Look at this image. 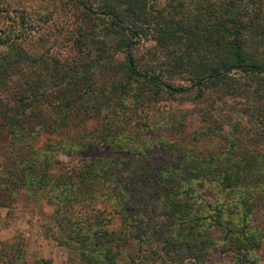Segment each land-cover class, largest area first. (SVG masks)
I'll list each match as a JSON object with an SVG mask.
<instances>
[{"label": "trees", "instance_id": "16d2710c", "mask_svg": "<svg viewBox=\"0 0 264 264\" xmlns=\"http://www.w3.org/2000/svg\"><path fill=\"white\" fill-rule=\"evenodd\" d=\"M60 1L79 24L71 33L78 49L70 65L38 53L33 37L40 23L0 0V131L8 137L0 143V209L23 199L52 205L49 230L70 250L66 264H263L264 232L251 217L264 207V155L242 156L239 133L217 153L202 149L203 137L224 120L226 100L204 110L207 128L175 141L171 158L165 139L137 141L125 155L123 184L117 176L125 165L118 161L111 167L90 156L77 168L58 165L67 149L90 155L104 148L107 124L122 116L121 107L108 112L135 86L146 89L138 101L127 100L131 115L157 104L152 92L173 99L195 93L197 105L216 88L245 95L253 116L264 100V27L253 40L247 35L264 21V0H167L156 7L153 0ZM144 41L167 50L166 74L137 59ZM249 111L240 119L249 120ZM258 136L246 142L264 144V129ZM208 182L226 199L208 201L198 189ZM122 185L133 197L114 208L121 224L110 227L96 197ZM25 241L22 234L0 237V264H30Z\"/></svg>", "mask_w": 264, "mask_h": 264}, {"label": "rangeland", "instance_id": "374dc122", "mask_svg": "<svg viewBox=\"0 0 264 264\" xmlns=\"http://www.w3.org/2000/svg\"><path fill=\"white\" fill-rule=\"evenodd\" d=\"M156 1L153 0L155 7L157 5L163 6L168 2L167 0ZM6 2H9L11 9L19 8V11L25 12L28 16L31 14L40 23L36 36L33 37L38 53H44L53 59L65 60L69 65L73 62L72 57L78 47L71 33H73L74 27L79 24L75 21L73 8L69 4L60 0H6ZM15 2L18 4H15ZM5 5L7 4H3V7ZM254 25L253 23L252 28L248 31L247 40L255 39L254 32H258L264 27V21L258 22L255 28L253 27ZM134 53L144 67H153L166 74L167 59L165 57L168 56V52L157 47L155 42L144 41L137 47ZM143 89L146 88L135 86L131 89L127 93L126 102L122 106L119 105V99L114 100V107L108 113L110 115V113L121 107L120 110L122 112L120 113L122 116L119 118L117 117L119 114H117L115 116L117 118H112L114 121L107 124L104 131V134L107 136V144L103 146L104 148L100 149L99 146L94 149L91 148L93 152H90V155H69L68 149L62 151L59 156L61 162L58 165V169L64 170L80 167V164L85 163L90 156L98 157L101 160H109L111 167H114L115 161H118L120 166L125 165L117 176V179L123 184L124 181L122 179H125V173L129 170L127 168L129 162L125 161V155L128 149H136L134 146L137 144V141H144L148 136L151 138L156 137V140L165 139L164 144L167 145V149L164 151H168L166 155L171 158L175 141H184L189 137H194L195 131L207 128L205 126L206 123L202 121L204 110L210 105L211 107L217 105L218 100L220 101L221 99L227 101V105L224 104V108H221L223 109L221 112L225 115L224 120H219L215 123L213 129L217 130V132L213 131L212 134L203 137L202 140L205 143L202 145V149L206 152L209 150L210 153H217L222 147L229 145L230 138L234 133H239L237 136L243 138L242 144H239V150L243 153L242 156L245 155L246 150H249V154L262 153L264 155L263 143L254 144L246 142V138H249L250 141L258 139L260 137L258 136L259 131L264 129V125L260 123L264 117V100H258L256 113L252 116V109L251 107L249 108L250 99L242 94L238 97H233L226 96L225 92H220L216 88L207 89L205 98L202 100L205 102L195 105L192 102V99L196 97L195 93L190 94V99L189 97L173 99L172 97L157 95L155 92H152L150 99H154V102L157 104L152 105L137 115H131L127 109L129 106L127 100L138 101L139 97L143 95ZM188 99L189 101H186ZM248 109H250L249 114L251 118L247 120L244 117L241 120L240 113ZM79 119L80 117L75 118L76 121ZM91 120L87 119L85 122V124L88 123L89 128H93ZM143 122H146V125ZM172 124H175L176 127L168 129V126ZM150 128L153 129V132ZM7 138V134L0 131V143H5ZM94 138L95 136H92L91 139ZM212 139L214 142L210 143ZM221 143L222 146H220ZM122 159L124 161L123 164ZM255 164L257 163L255 162ZM262 166H264L263 163ZM258 167L259 169L261 168L260 166ZM212 186H214L212 182H208L207 184L202 183L198 189L208 201H222V197L223 200L226 199L223 193L217 191V188ZM120 188L122 189H118L115 193L111 192L108 194L106 191L105 196L102 197V194H97L98 197H96L95 207L96 209L99 207V209L104 210L101 217L111 218L110 221H105L111 223L110 227H120L121 224L120 220L115 218L116 212L114 208L118 207L121 201H126L128 198L132 200L133 197V195L132 197L129 196L130 192L123 190V185ZM93 193L95 194V191ZM262 208L251 219L253 218V225L264 232V207ZM54 209L46 201L39 202L36 199H23L14 205L12 209L1 208L0 237L2 239H10L16 234L24 235L27 257L30 264H44L45 261H49L51 264H66L70 250L64 246H60L54 236L50 234L51 230H49L50 226H54V222L50 217ZM93 210L92 216L94 215ZM91 218L93 221L94 217ZM53 232L55 233V230ZM221 258L230 260L224 256H220L217 259Z\"/></svg>", "mask_w": 264, "mask_h": 264}]
</instances>
